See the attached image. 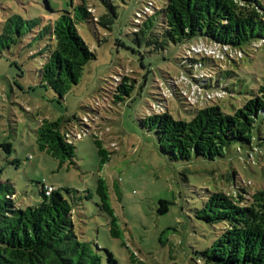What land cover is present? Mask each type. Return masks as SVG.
Segmentation results:
<instances>
[{
	"label": "trees",
	"instance_id": "trees-1",
	"mask_svg": "<svg viewBox=\"0 0 264 264\" xmlns=\"http://www.w3.org/2000/svg\"><path fill=\"white\" fill-rule=\"evenodd\" d=\"M101 1L105 8L102 13L91 5L90 0H77L76 4L71 3V10L61 11L47 23L40 18L24 20L14 15L0 32V50L12 49L15 45L17 48L29 40L28 45L33 48L29 53L44 57L40 69L41 84L49 86L63 99L79 83L86 66L97 57L80 34L78 24L93 25L102 42L98 27L103 29L101 33L106 40L107 31H112L119 19V8L130 1L136 2L137 9L129 22L133 42L140 48L146 47L149 52L163 51L169 56L173 51L178 53L177 65L190 74L195 91H207L202 94L203 103H184L185 91L177 92L174 84L171 85V93L184 111L193 113L189 119L176 118L168 98L150 106L141 125L155 131L161 151L170 159L187 163L200 157L216 161L225 158L237 142L241 159L245 150L248 161L264 167V76L253 83L250 96L241 107L236 108L230 103L234 111L228 112L227 105L220 103L233 93L228 82L222 84L220 79L236 75L230 66L242 60L247 52L259 50L264 45V1ZM46 5L52 11L48 0ZM118 44L122 43L118 41ZM210 50H215L219 56L209 53ZM118 77L106 91L108 98L115 103L129 102L136 90L137 79L127 72ZM239 83L243 85L245 80L239 79ZM212 89L215 91L210 92ZM66 122L63 118L43 119L36 129L40 150L62 164L74 163L76 145L73 137L78 135ZM95 143L104 165L109 161L110 152L100 137L95 136ZM0 147L5 160L16 164V159L10 160L12 143L4 141ZM3 174L4 167L0 165V264H120L113 251L94 240H87L78 230L76 209L81 208L87 194L71 188H57L53 184L49 185L54 186V190L47 194L48 183L37 181L41 201L23 208L15 201L14 183L4 179ZM226 174L233 181L232 188L209 192L195 212L198 219L221 226V234L210 247L196 250L197 264H264V186L249 190L248 182L233 165ZM238 174L240 176L236 178ZM96 191L99 196L97 206L108 218L110 234L122 238L108 185L101 175L97 178ZM158 203L160 214L169 211V200L160 199ZM123 244L127 246L125 241ZM126 264L144 262L131 251Z\"/></svg>",
	"mask_w": 264,
	"mask_h": 264
},
{
	"label": "rangeland",
	"instance_id": "rangeland-1",
	"mask_svg": "<svg viewBox=\"0 0 264 264\" xmlns=\"http://www.w3.org/2000/svg\"><path fill=\"white\" fill-rule=\"evenodd\" d=\"M48 2L52 11L46 0H0V32L14 15L24 20L40 18L47 23L61 11L71 10V3L76 4L77 0ZM90 3L98 12H104L101 0H90ZM137 6L130 1L119 8V19L113 30L107 31L106 40L101 33L103 29L98 27L102 42L93 25L78 24L80 34L97 57L86 66L79 83L63 99L49 86L41 84L44 57L29 53L33 49L28 45L29 40L17 48L15 45L12 49L0 50V144L11 142L10 160H17L16 164L8 163L0 147L3 178L14 183L15 201L23 208L41 201L37 181L87 194L81 208L76 209L78 230L87 240L113 251L120 264L129 262L131 251L144 264H197L196 250L210 247L221 234L220 224L211 225L195 216L203 199L218 188H232L233 181L226 174L232 165L248 182L249 190L262 188L264 167L248 161L245 150L241 159L237 142L225 158L216 161L200 157L187 163L170 159L161 151L155 131L141 125L150 106L168 98L174 116L189 119L193 113L184 111L171 93V85L174 84L177 92L185 91L184 103H203L202 94L207 91H195L190 74L177 65L178 53L173 51L169 56L163 51L149 52L133 42L129 22ZM247 54L230 66L236 75L220 79L222 84L228 82L233 92L220 101L223 106L227 105L228 112L234 111L232 104L241 107L249 98L253 83L264 76V45ZM122 72L136 78L137 87L131 101L115 103L106 91ZM214 73L216 75L217 70ZM239 79L245 83L241 85ZM59 118L78 133L77 138L73 137L74 163L62 164L38 146L36 129L41 121ZM95 136L102 139L103 146L110 152L109 161L104 165ZM99 175L107 182L122 238L110 234L108 218L97 206ZM62 192L68 195L64 189ZM160 199L171 202L167 213L158 212Z\"/></svg>",
	"mask_w": 264,
	"mask_h": 264
},
{
	"label": "built area",
	"instance_id": "built-area-1",
	"mask_svg": "<svg viewBox=\"0 0 264 264\" xmlns=\"http://www.w3.org/2000/svg\"><path fill=\"white\" fill-rule=\"evenodd\" d=\"M209 53L214 54L216 56H219L218 53L215 50H212V51L210 50ZM45 188H46V193L47 194H50L54 190V186L49 185V184H47Z\"/></svg>",
	"mask_w": 264,
	"mask_h": 264
}]
</instances>
